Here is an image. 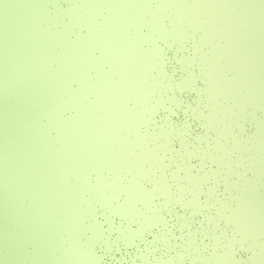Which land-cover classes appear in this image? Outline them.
Listing matches in <instances>:
<instances>
[{"label":"rangeland","instance_id":"1","mask_svg":"<svg viewBox=\"0 0 264 264\" xmlns=\"http://www.w3.org/2000/svg\"><path fill=\"white\" fill-rule=\"evenodd\" d=\"M152 1L67 0L62 8L58 0H0V264L93 263L86 250L92 237L84 245L78 233L84 227L83 215L92 213L93 197L103 207L113 200V192L105 194L104 167L118 164L131 170L127 158L117 154L123 147L119 138L125 128L144 119V112L140 117L139 103L129 106L128 99L142 101L149 88L144 68L158 54L156 48L142 47L152 35L136 29L149 24L146 14L163 36L183 38L189 27L203 28L200 40L211 44L212 54L217 53L215 46L240 52L237 18L229 26L212 2L159 0L153 7ZM49 2L53 13L47 9ZM236 2L229 7L234 10L240 0L217 3L228 7ZM251 5H245L247 12L255 16ZM164 13L175 21L174 27L162 26ZM59 14L68 20H59ZM80 24L86 31L71 38V28ZM127 26L137 31L131 35ZM221 39L225 42L212 44ZM135 54L143 65L134 64ZM205 55L201 60L210 70L221 60ZM92 69L94 80L88 75ZM72 79L78 87L71 86ZM210 83L206 92L214 86ZM63 107L72 111L70 117H61ZM47 123L57 129V138L46 132ZM105 146L110 150L103 159ZM91 169L98 173L95 184L89 182ZM119 190L117 186L115 192Z\"/></svg>","mask_w":264,"mask_h":264},{"label":"water","instance_id":"2","mask_svg":"<svg viewBox=\"0 0 264 264\" xmlns=\"http://www.w3.org/2000/svg\"><path fill=\"white\" fill-rule=\"evenodd\" d=\"M202 1L215 4L229 26L237 18L240 52L215 46L217 53L212 54L211 44L200 40L203 28L189 27L183 38L163 36L150 23L149 14L145 15L149 24L136 28L140 34L152 35L142 47L156 48L158 54L144 68L149 88L142 101L127 100L129 106L139 103L140 117L144 112V119L125 128L119 138L123 147L117 154L127 158L131 170L107 164L102 176L105 194L113 192V200L103 207L93 197L92 213L83 215L78 238L88 245L85 241L92 237L86 250L95 264H264V0H240L234 10L229 7L237 2L226 7L218 5V0ZM58 3L62 8L68 4L67 0ZM249 4L256 8L255 16L247 12ZM47 9L53 13V3ZM59 20L65 22L68 16L59 14ZM161 24L168 29L175 21L164 13ZM74 26L71 38L86 31L83 24ZM127 27L131 35L137 31ZM255 28H261L263 37ZM99 52L94 49L95 56ZM205 52L206 58L221 59L215 60L211 70L201 60ZM133 57L135 65H143L140 54ZM94 72H88L90 80L96 78ZM210 82L214 86L206 92ZM70 84L76 88L79 82L72 79ZM89 94L88 99H93L94 93ZM194 109L203 122L196 127L180 124ZM60 114L70 117L72 111L63 107ZM45 128L57 138L53 125L47 123ZM189 135L200 145V154L188 152L185 137ZM213 142L216 150L209 155L206 150ZM109 150L102 147L103 159ZM177 152L188 153L187 160L168 159ZM226 162L228 170L223 174L219 170ZM97 174L94 169L88 171L91 184ZM67 179L74 181V177ZM117 186L121 193L115 192Z\"/></svg>","mask_w":264,"mask_h":264},{"label":"snow or ice","instance_id":"3","mask_svg":"<svg viewBox=\"0 0 264 264\" xmlns=\"http://www.w3.org/2000/svg\"><path fill=\"white\" fill-rule=\"evenodd\" d=\"M185 122H187V124L190 127H196L198 126L200 123H202L203 121L201 120L200 117V112L199 111H195V109L193 111H189L187 117L182 118L179 123L180 124H184ZM176 120L173 117V126H175L176 124ZM185 144L188 146V152L193 154V155H198L200 154V145L195 143L194 138H192L191 135L186 136L185 137ZM216 150V144L210 143L209 145V149L206 150L208 151L209 155H212ZM188 158V153H180L177 152L176 154L169 156L168 159L169 160H187ZM228 170V165L227 162L225 163V166L223 168H221L219 171L223 174H226ZM221 198L223 197L222 193L218 194ZM211 206V205H210ZM239 246V241H237V247Z\"/></svg>","mask_w":264,"mask_h":264},{"label":"bare ground","instance_id":"4","mask_svg":"<svg viewBox=\"0 0 264 264\" xmlns=\"http://www.w3.org/2000/svg\"><path fill=\"white\" fill-rule=\"evenodd\" d=\"M118 192V191H117ZM119 193H121V190H119ZM114 210V209H113ZM96 262L95 261H93V263H91V264H95Z\"/></svg>","mask_w":264,"mask_h":264}]
</instances>
